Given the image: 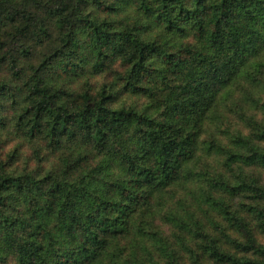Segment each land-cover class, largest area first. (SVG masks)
<instances>
[{"label":"trees","instance_id":"16d2710c","mask_svg":"<svg viewBox=\"0 0 264 264\" xmlns=\"http://www.w3.org/2000/svg\"><path fill=\"white\" fill-rule=\"evenodd\" d=\"M0 264H264V0H0Z\"/></svg>","mask_w":264,"mask_h":264}]
</instances>
